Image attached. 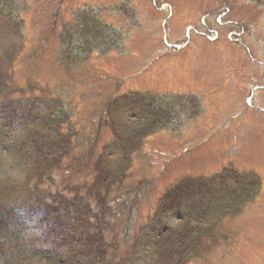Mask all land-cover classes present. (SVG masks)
I'll return each mask as SVG.
<instances>
[{
	"label": "rangeland",
	"instance_id": "374dc122",
	"mask_svg": "<svg viewBox=\"0 0 264 264\" xmlns=\"http://www.w3.org/2000/svg\"><path fill=\"white\" fill-rule=\"evenodd\" d=\"M0 86V184L10 201L30 196L36 172L16 159L10 105L69 112L74 139L90 149L82 163L78 150L71 170L63 156L42 193L77 192L99 209L96 169L125 165L99 200L110 207L106 257L85 262L79 252L73 263L65 246L34 264H153L151 229L154 238L182 227L175 213L157 215L158 202L183 179L212 189L204 203L219 213L195 225L198 250L186 264H264V0H0ZM129 92L153 94L166 118L134 150L136 142L118 147L111 128L131 117ZM225 168L255 181L236 193L235 211L211 197Z\"/></svg>",
	"mask_w": 264,
	"mask_h": 264
},
{
	"label": "trees",
	"instance_id": "16d2710c",
	"mask_svg": "<svg viewBox=\"0 0 264 264\" xmlns=\"http://www.w3.org/2000/svg\"><path fill=\"white\" fill-rule=\"evenodd\" d=\"M12 73L14 74L12 70L8 72V78H13ZM7 84L10 85V82L7 81ZM0 87L2 90L4 86ZM123 98L126 102L124 106L129 108L131 117L128 120L123 119L122 126L111 128L118 147L136 142L133 145L134 150L139 144L138 141L157 130L158 126L155 124L159 118L166 119L161 112V109L164 111V106L162 101L158 104L157 97L151 93L140 95L129 92ZM28 107L10 105L4 113V118L12 122V127L17 131L18 137L14 142H21L15 144L16 159L24 165L34 164L36 172L31 179L25 178L28 179L26 185L29 187L30 196L21 204L18 197H10V201L6 195L7 185L0 184V189L7 196L0 193V264H34V261H49L58 253L56 249L65 246L66 251L70 250V259H77L75 254L80 252L83 254L80 260L100 261L106 257L105 252L110 246L103 234L104 228L107 227L104 215L110 213V207L107 204L100 206L99 200L104 202L106 193L123 177L125 165L122 162L116 164L117 162L111 160L96 169L98 181L94 187L93 182L91 194L97 200L99 209L92 206L89 196L77 192L73 196H67L59 188L49 187L42 193L45 184L41 183L48 184L52 181L51 171L60 164L63 156L69 158L64 164V170H71L72 167L75 168L74 161L78 150L81 156L79 162L82 163V160L86 159L84 155H88L90 149L84 150L87 145H78L74 139L75 128L70 121L69 112L61 111L59 107L54 111L50 106H45V110H29ZM128 122H133V125L127 124ZM239 176V173L227 168L218 175L222 184L213 189L211 195L215 198L216 205L218 203V206L222 205L223 209L231 211L237 209L236 193L239 194L240 191L241 194V189L244 188H253L255 183L254 180L239 179ZM247 180L249 183H246ZM201 184L203 183L198 180L183 179L170 186L161 196L157 215L175 213L182 227L179 229L165 226L162 231L155 233L154 238L152 233L157 231L151 229L149 238L155 248L153 264H186L190 256L198 250L197 234L201 232H196L195 225L206 218L210 224L216 221L219 213L212 212L210 202L204 203L206 189ZM211 190H208L209 194ZM249 194H253L252 190ZM26 221L34 224V233L28 234L25 229ZM75 259L71 262L74 263Z\"/></svg>",
	"mask_w": 264,
	"mask_h": 264
}]
</instances>
